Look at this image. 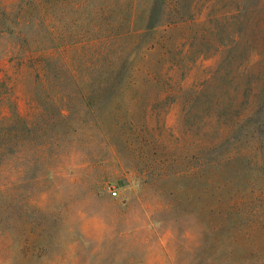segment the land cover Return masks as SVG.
<instances>
[{
	"label": "rangeland",
	"instance_id": "obj_1",
	"mask_svg": "<svg viewBox=\"0 0 264 264\" xmlns=\"http://www.w3.org/2000/svg\"><path fill=\"white\" fill-rule=\"evenodd\" d=\"M13 2L0 264H264V0Z\"/></svg>",
	"mask_w": 264,
	"mask_h": 264
},
{
	"label": "trees",
	"instance_id": "obj_2",
	"mask_svg": "<svg viewBox=\"0 0 264 264\" xmlns=\"http://www.w3.org/2000/svg\"><path fill=\"white\" fill-rule=\"evenodd\" d=\"M260 2L256 3L252 8L251 12L258 13ZM14 5L15 3L10 1V0H4L3 4L0 5V44L3 42V38L5 35H12L15 33L19 32V28L23 27L25 23L21 21H15L14 17H12V13L14 11ZM13 7V8H12ZM253 13V14H255ZM256 15V14H255ZM132 15L124 13L119 19L130 21L131 22ZM259 19H256V24L260 25L261 22ZM130 32V28L129 31ZM125 34V33H124ZM34 43V42H33ZM32 43V44H33ZM35 44V43H34ZM39 44V43H38ZM37 44V45H38ZM25 46H27L25 48ZM259 41L256 39L253 41H249L248 39L244 38V30L240 29L239 30V35L234 37L231 40V44L229 47L235 48L239 53L237 54H243V60L239 57L241 63H245L247 65H250L254 58H258L261 54V51L257 48L259 47ZM240 47L242 48L243 51H241ZM24 49V50H23ZM16 52L22 53L25 58H33L34 56H38V50L36 47H28V41L25 39H16L14 42H12L10 45H8V49H6L5 53L6 54H14ZM259 59V58H258ZM243 63V64H244ZM243 69L242 64L239 66V70ZM212 124V120L209 119L207 120V125L210 126Z\"/></svg>",
	"mask_w": 264,
	"mask_h": 264
}]
</instances>
